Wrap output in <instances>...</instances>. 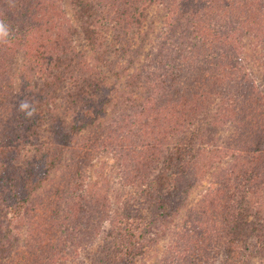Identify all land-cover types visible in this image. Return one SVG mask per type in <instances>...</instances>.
<instances>
[{"label": "trees", "instance_id": "trees-1", "mask_svg": "<svg viewBox=\"0 0 264 264\" xmlns=\"http://www.w3.org/2000/svg\"><path fill=\"white\" fill-rule=\"evenodd\" d=\"M71 4L84 37L98 52L97 59L104 65V70L97 68L84 85L76 82L67 96L74 105L71 109H76L74 103L77 100L81 112H84L82 123L85 115L88 116L87 126L99 121L107 114L112 101H116L114 97L96 94L107 79V68L109 71L115 69L114 61L110 62L111 48H100L104 36L100 32L118 28L121 24L140 26L148 13L140 10H147L152 4L163 9L168 27L179 29L169 50H161L156 58L160 71L153 72L150 79L136 73L132 76L134 82L143 81L148 95L142 98V92L137 90L130 94L116 121L130 125L129 131L141 136L139 141L145 156L154 157L159 164L158 173L153 177V183H156L151 204L154 207L148 218L134 213L129 207L124 209L112 221L101 250L94 253L95 264H135L144 249L156 244L161 237L164 219L168 220L172 215L173 218L182 207L173 205L171 198L183 188V180L191 167L217 149L212 124L218 121L215 116L230 119L239 116V109H245L243 117L246 118L235 136L239 142L237 145L245 148L255 143V131L260 130L258 125L262 119L248 107L256 104L263 117L264 100L257 102L256 97H248L246 106L241 105L242 97L248 96L246 92L249 95L256 93L253 80L244 71L240 41L245 31L253 32L264 43V0H71ZM63 6L64 0H0V22L9 29L8 37L0 40L2 106L7 109L6 105L14 94L12 66L18 56L22 55L39 71L51 70L52 77V81L46 84L45 94L40 95L41 104L35 100L34 111L30 110L32 115L24 114L20 118L27 128L14 125L11 131L10 127L7 131L4 128V135L3 132V136L0 134V264H45V255H40L39 249L42 245L38 248L37 244L28 246L26 256L20 254L21 235L31 230L61 248L52 249L57 251L52 253L53 257L63 253L67 245L75 249L81 242L92 243L106 231L100 223L106 209L104 203L87 197L71 171L62 174L47 202L37 198L44 184L53 180L51 175L59 166L71 137L82 129L79 122L67 125L60 116H53L56 118L54 124L47 130L50 136L44 137V129L42 132L37 130L39 125L35 121V112L52 113L56 106L52 97L57 94L63 97L59 92L62 84L73 79L71 74L67 76V72L75 67L70 49L77 30L70 24ZM136 58V55L130 57L129 62L134 63ZM180 76L184 78L180 79ZM213 96L220 98L212 106ZM18 117L15 115L13 120ZM202 117L206 123L198 132L196 125ZM21 126L26 137L16 145L12 137L19 135L17 132ZM194 126L197 131L190 132ZM117 135L118 132L116 136L111 132L109 136L116 140ZM30 148L34 152L28 155ZM243 154L247 158L253 156L244 149L235 150L232 171L247 163ZM30 217H33L32 221H29ZM225 227L230 230V222L226 221ZM251 231L255 236H263L264 241L263 225L254 223ZM230 233L234 234V231ZM228 258L231 259V250Z\"/></svg>", "mask_w": 264, "mask_h": 264}, {"label": "rangeland", "instance_id": "rangeland-1", "mask_svg": "<svg viewBox=\"0 0 264 264\" xmlns=\"http://www.w3.org/2000/svg\"><path fill=\"white\" fill-rule=\"evenodd\" d=\"M62 8L66 11L70 24L77 30L72 37L70 49L75 67L74 70L67 72V76L71 74L73 79H67L62 84L59 92L63 93V97L60 95L59 97L58 94L52 97L56 103L52 113L35 112L37 118L35 121L39 125L37 130L42 132L44 129L42 132L44 137L50 136L47 130L51 124H54L55 116H60L67 125H71L74 121L79 122L82 129L71 137L69 145L63 151L59 166L51 175L53 180L44 184L37 198L47 202L62 174L71 171L74 178H78L77 183L81 184L79 188H83L87 197L104 203L106 209L102 212L100 223L102 222L106 231L92 243L81 242L75 249L67 245L63 253L53 257L52 253L55 251L52 249L61 250V248L52 242H46L47 239L44 240V237L37 236L31 230L22 233L19 250L22 256H26L28 246L37 244V248L38 245H42L39 249L40 255H45V264H95L94 253L101 250L112 221H115L117 216L125 211L124 209L129 207L134 213L147 218L153 212L154 206L151 202L154 199L153 186L156 183V181L153 183V177L158 173L159 164L154 161V157L145 156L146 152L139 141L141 136L129 131L130 125H122L116 121L124 110L122 104H127L126 100L130 94L137 90L142 92V98L148 95L143 81L134 82L132 76L136 73L144 79H150L153 72L160 71L157 68L156 58L161 50H169L179 29L168 27L163 9L159 5L152 4L147 10H140L143 13L148 12L140 26L127 27L121 24L118 28L108 29L106 32L104 29L100 32L104 35L101 38L103 44L100 48L101 50L111 48L110 62L114 61L115 69L109 71L107 68L109 72L107 79L96 94L114 97L116 101H112L107 114L102 115L99 121H93L87 126L86 122L90 119L85 115L82 123L81 115H84V112H81L77 100L74 103L77 111L71 109L74 105L67 96L74 89L76 82L84 85L97 68L104 70V65L97 59L98 52L89 45L76 22L71 0H64ZM261 40L253 32L242 33L240 56L243 58L241 60L244 71L253 80L256 93L254 96L246 92L248 96L242 97L241 101V105L244 106L248 103V97H256L257 102L264 100V43ZM67 54L68 52L61 58ZM135 55L138 58L134 59V63H130V57ZM12 68L14 94L11 95L10 103L6 105L7 109L2 106L0 97L1 135L2 132L4 135V131L9 127L11 131L14 125H22L21 119L25 112L32 110L36 103L41 104L40 95L45 94L46 84L52 81L51 70L46 69L44 72L37 70L22 55L15 58ZM211 72L215 73V69L211 68ZM183 78L180 76V79ZM132 84L138 88L135 89ZM222 95H225L224 90ZM219 98L215 99L213 96L212 106L215 101H219ZM22 101L28 104L25 111L20 110ZM249 108H252L255 115L262 119L258 125L260 130L255 131V143L245 148L237 145L239 142L236 141L235 136L238 135L236 132L246 118L243 117L245 109L243 111L239 109L237 111L240 113L239 116L234 118L215 116L218 121H213L211 118L213 123L211 120L210 122L215 127L213 137L217 149L210 155L203 156L201 162L191 167L186 180H183V188L177 190L176 195L173 193L174 196L171 198L173 205L179 204L182 207L173 218L172 215L170 219H164L165 228L161 237L157 239L156 244L152 243L144 249V253L136 259L135 264H264L263 236H255L251 231L254 223L264 226V116H261L262 110L258 112L256 104L250 105ZM15 115L19 117L14 121ZM198 122L196 126L199 132L206 120L202 117ZM22 126L27 128V124ZM22 126L18 128L19 135L12 137V142L16 145L26 137L23 135ZM196 126L190 132L197 131ZM4 128L5 130L2 131ZM111 132L115 136L118 132L116 140L109 136ZM8 136L9 132L6 137ZM6 140L8 141L9 138ZM261 140L262 143L256 144V141ZM240 149L253 156L248 155L247 158L246 154H243L247 158V163L236 166L232 171L235 162L233 153ZM33 152L34 149L30 148L27 154ZM16 169L19 170V166L16 165ZM39 208L42 210L41 207ZM48 215L51 216V213ZM32 219L33 217H30L29 221ZM226 221L230 222V230L223 228ZM230 231H234V234ZM260 239L263 242H260ZM253 247H256V250L252 251ZM230 250L231 259L228 258Z\"/></svg>", "mask_w": 264, "mask_h": 264}, {"label": "clouds", "instance_id": "clouds-1", "mask_svg": "<svg viewBox=\"0 0 264 264\" xmlns=\"http://www.w3.org/2000/svg\"><path fill=\"white\" fill-rule=\"evenodd\" d=\"M9 35V29L8 27L3 24L2 22H0V40H3L5 38H7ZM28 107V104L26 101H22L21 104H20V110L21 111H25V109ZM34 111V109H33ZM25 115L26 116H31L32 115V112L31 111H28V112H25Z\"/></svg>", "mask_w": 264, "mask_h": 264}]
</instances>
